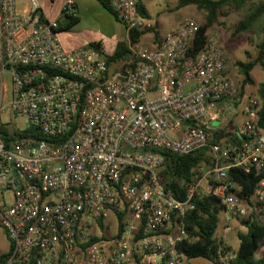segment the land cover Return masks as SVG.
Listing matches in <instances>:
<instances>
[{"label": "built area", "instance_id": "1", "mask_svg": "<svg viewBox=\"0 0 264 264\" xmlns=\"http://www.w3.org/2000/svg\"><path fill=\"white\" fill-rule=\"evenodd\" d=\"M108 1L127 31L154 26L137 0ZM60 15L75 16V1ZM58 20L36 0H0L4 264H189L176 246L203 195L218 199L223 231L252 215L264 227V177L248 197L228 177L230 167L264 171L259 102L241 95L219 39L206 32L192 52L200 25L184 17L153 47L128 41V58L109 64L93 46L64 49ZM238 99L244 119L224 137L212 124L219 103ZM28 128L44 138L5 140ZM201 149L210 164L194 166L178 199L159 177L164 152Z\"/></svg>", "mask_w": 264, "mask_h": 264}, {"label": "trees", "instance_id": "2", "mask_svg": "<svg viewBox=\"0 0 264 264\" xmlns=\"http://www.w3.org/2000/svg\"><path fill=\"white\" fill-rule=\"evenodd\" d=\"M98 2L111 14L117 21H121L119 13L115 11L108 0H98ZM188 5H194L203 12L204 23L200 25L196 38L193 41L192 52L202 49L206 32L214 24L219 16L226 15L230 10L241 11L242 17L235 25L234 34L251 32L255 38L254 47L256 55L251 58L247 53V60H236L235 64L239 73L242 75L240 91L243 92L245 85L253 84L251 71L255 65H260L264 70V0H176L175 10H179ZM138 12L144 18L150 19L148 11L143 3L137 0ZM69 18L68 26L74 25L77 16H66ZM156 23L149 29L128 31L129 42H138L141 37L147 33H155ZM60 26L59 29L62 30ZM94 48L100 49L99 43L91 42L89 44ZM129 49L127 43H118L112 54L107 55V61L111 62L127 59ZM257 94L260 100L258 110V123L264 127V82H261L257 88ZM5 140L9 141L15 137H33L42 139V136L34 128H28L21 133L9 134L5 131ZM165 160L159 169V177L164 186L174 193L178 199L186 196L184 183L190 181L193 175V168L196 164L203 162L210 164L211 156L207 149L197 150L184 155H177L170 152H164ZM228 177L233 182L241 186L238 192L240 196L248 197L252 194L258 182L264 177V171H244L239 167H230ZM194 207L185 214V230L188 238L179 242L176 246L179 252L190 260L192 258H204L213 262V264H223L222 258L227 256L230 247L224 245L217 236V228L220 219L221 205L217 198L210 195L196 197L193 200ZM245 226V231L237 232L238 248L229 258V264H264V252L257 256V251L264 248V227L252 215L249 218L239 219ZM102 227V224L100 223ZM119 227L121 224L119 223ZM119 232V230H118ZM96 238H91L94 241ZM7 255L0 256V264H4Z\"/></svg>", "mask_w": 264, "mask_h": 264}, {"label": "rangeland", "instance_id": "3", "mask_svg": "<svg viewBox=\"0 0 264 264\" xmlns=\"http://www.w3.org/2000/svg\"><path fill=\"white\" fill-rule=\"evenodd\" d=\"M17 2L19 6L22 7L27 3V0H17ZM142 2L148 8L152 16L155 17L156 15H159V19L164 22H177L184 17H193L197 20L199 25L204 23L203 12L198 10L194 5H188L179 10H175L176 0H142ZM39 4L40 9L43 11V16L46 18L53 13L56 8L55 6L57 5V0H40ZM99 8L101 9V7ZM101 16L102 15H100L99 10L90 8L85 13H82L79 22L74 24V26H68L69 18L65 15H60L58 21L63 27L62 30H64V36L68 39H74L75 41L81 43L78 47H85L91 42L101 43L104 47V51L108 52L112 45V41L110 40L112 39V36L109 33L110 28L107 21ZM241 17V11L230 10L228 14L219 16L217 21L207 30V32L215 35L224 46L227 54V72L234 79L239 89L241 86L242 75L239 73L235 61H246L248 59L247 53L251 56V58L256 55V48L254 47L255 38L251 32H244L236 35L234 34L235 25ZM117 44L115 46H117ZM251 75L253 78V84L245 85L243 92L240 91V93L242 96L251 94L255 95L260 106L257 88L261 82H264V70L257 64L252 69ZM243 102L244 100L242 99V104ZM242 104L240 108H242ZM231 111L232 110H226V117L232 115ZM212 124L213 126H219L220 119L213 121ZM108 227L109 230L115 229L114 223H110ZM245 230V226L239 221V219H237L232 223V227L229 231H223L221 210L216 236L222 240L224 245H228L230 247L228 255L221 259L223 264H229V258L238 248L239 242L237 232ZM3 240L4 236L0 231V246L4 245ZM263 252L264 248H261L256 254L257 256H261ZM189 264H213V262L204 258H194L189 262Z\"/></svg>", "mask_w": 264, "mask_h": 264}, {"label": "crops", "instance_id": "4", "mask_svg": "<svg viewBox=\"0 0 264 264\" xmlns=\"http://www.w3.org/2000/svg\"><path fill=\"white\" fill-rule=\"evenodd\" d=\"M36 1L40 7V4H39L40 0H36ZM63 1L64 0H57V5L55 6L56 8L54 9L53 13H51L46 18H50V19L59 18L60 17V9H61V6L63 4ZM74 1H75V8H76V16L78 18V21L75 24H77L79 22L82 13H85L90 8H95L96 10H99L100 15H102L101 17L107 21L108 26L110 28L109 33L112 36V39H110L112 41L111 48L109 49L108 52H105L104 47L102 46L101 43H99L100 47H101L100 49L102 50V52L105 55L112 54L116 48L115 45L118 42L128 43V41H129L128 31L126 30L123 23L120 21H117L113 17V15H111L98 2V0H74ZM140 1L142 2V0H140ZM143 5H144V3H143ZM99 7H101L102 10ZM144 7L149 13L150 20L153 23H156V28H155L156 36L154 37L152 32H147L141 37L139 42L143 43L144 45H146L148 47H153L156 44V42L162 36H164V34L167 31L175 28L177 26V24L179 23V21H177V22H174V21L164 22V21L159 19V15H156L155 17L152 16V14L149 12L148 8L145 5H144ZM60 26H62V25H60ZM63 31L64 30H58L57 38L60 41V43L64 49L71 50V49L77 48L78 46L81 45L80 42H77L74 39L73 40L68 39L66 36H64ZM241 104H242V99H238L235 102L230 101V100L220 101L219 105L222 108V113H221L222 117L220 118L219 126H220V133H222L224 137H228V136L231 137L235 126H237L238 124H240L243 121L244 115L241 112V108H240ZM226 110H232L231 111L232 115L229 117H226ZM0 231H1L2 235L4 236V240H3L4 245L0 246V256H4V255L8 254L9 249H10V244H9V241L7 240L5 234L2 232L1 228H0ZM192 259H194V258H192ZM192 259H190L189 262Z\"/></svg>", "mask_w": 264, "mask_h": 264}]
</instances>
